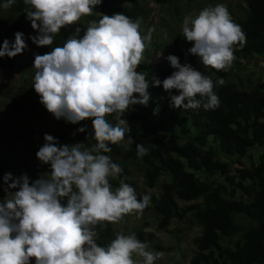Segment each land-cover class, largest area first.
Listing matches in <instances>:
<instances>
[{"label":"clouds","instance_id":"1","mask_svg":"<svg viewBox=\"0 0 264 264\" xmlns=\"http://www.w3.org/2000/svg\"><path fill=\"white\" fill-rule=\"evenodd\" d=\"M15 0H6L10 8ZM26 17L38 35L30 37L37 46H51L55 35L66 26L91 15L102 0H24ZM67 39L63 46L49 53L35 55L34 84L40 102L56 119L77 124L91 119L95 143L58 145V140L45 134V144L36 153L43 164H50L47 178L30 182L27 174L14 178L4 175L6 198L0 202V264H155L161 252L150 251L135 234L117 233L107 245L97 243L96 226L115 223L125 215L140 218L149 206L150 195L138 199L130 184L120 181L113 190L109 177L123 172L105 153L110 145L119 144L130 129L121 117L130 106H147L150 82L137 71L143 53L152 40L153 29L144 35L140 20L133 21L123 13L104 14L90 21ZM183 37L193 46L188 52L200 58L204 66L226 71L235 59L236 46L246 44V33L235 23L225 4L188 14L182 24ZM27 44L22 32L15 33L14 43L3 41L0 58H14ZM176 69L155 86L162 84L170 93V106L175 109L215 110L221 101L214 91L216 84L190 63L181 64L176 55L166 57ZM176 90L178 94H171ZM134 94H139L136 96ZM159 113V107L153 114ZM116 115V123L108 115ZM83 133L85 127L78 129ZM148 153L143 144L136 145L137 157Z\"/></svg>","mask_w":264,"mask_h":264},{"label":"trees","instance_id":"2","mask_svg":"<svg viewBox=\"0 0 264 264\" xmlns=\"http://www.w3.org/2000/svg\"><path fill=\"white\" fill-rule=\"evenodd\" d=\"M163 2L165 0H156ZM246 4V12L234 22L246 33V44L236 46L235 59L226 71H217L204 66L200 58L188 52L177 50L171 55L179 57L181 64L201 65L212 75L215 83L223 79L221 86L216 84L215 93L221 106L215 110L175 109L170 106V93L162 84L155 86L153 78L163 81L176 69L165 57V63L141 61L137 71L143 72L150 82V101L147 106H130L121 117L128 121L130 129L119 144L110 145L112 152L105 153L123 169L118 175L128 180L131 169L128 164L135 162L142 172L148 188H154L164 176L159 195L151 194L146 209L152 210L160 228H168L173 219L183 220L189 214L201 228L193 242L196 251L190 264H264V150L250 164L244 162L249 151L256 147L264 148V81H258L252 88H244L231 79L232 71L242 59L254 55L264 56V0H241ZM6 0H0L4 4ZM24 0H15L9 8L5 24L0 11V48L3 41H15V33L20 32L26 23ZM123 13L133 21L140 19L141 12L136 0L132 4H121V0H102V3L87 15L86 21H78L66 26L55 35L51 46H41L36 54H46L54 47L63 46L69 37L80 28V36L86 31L90 21H98L102 15ZM35 54V55H36ZM35 55L29 57L34 66ZM7 65H13L17 56H5ZM171 94H178L172 90ZM139 96V94H134ZM13 103L19 107L14 97ZM31 112L41 114L38 102L30 98L24 102ZM159 107V113L153 114ZM108 115L110 123L115 121ZM0 122L10 121L0 116ZM67 134H78L84 145L94 144V130L91 119L77 124L63 121ZM160 125V127H159ZM174 127L181 142L170 144L172 135L166 128ZM85 127L81 133L79 128ZM91 130V131H90ZM143 144L148 153L137 157L136 145ZM233 158V159H232ZM26 163L15 158H4L0 162V178L11 173L15 178ZM214 177V179H211ZM4 180V179H3ZM112 186L118 182L109 179ZM145 189L138 199L147 195ZM179 200L186 204L181 205ZM1 202V201H0ZM97 243L107 246L113 240V227L110 223L96 226ZM133 234L141 242L158 250L164 247L154 242V235L142 231ZM31 264H35L33 258Z\"/></svg>","mask_w":264,"mask_h":264},{"label":"rangeland","instance_id":"3","mask_svg":"<svg viewBox=\"0 0 264 264\" xmlns=\"http://www.w3.org/2000/svg\"><path fill=\"white\" fill-rule=\"evenodd\" d=\"M132 1L121 0V4L131 5ZM136 1L139 3L141 12L139 19L141 33L146 35L149 29H153L151 43L147 45L142 61L161 64L165 63L167 55L177 50H188L193 46L182 34V24L186 15H198L202 9L221 3L227 6L233 20L239 19L246 12V4L241 0ZM0 11L6 24L9 8H4L1 4ZM86 20L87 17L83 16L80 21ZM20 32L24 34V40L27 44L25 50L17 55L13 65H7L5 57L0 58V116H4L10 121V123L0 122V162L2 157H7L26 163V167L22 171H17L15 178H21L24 174H27L30 182H34L40 179L41 176L47 178L48 173L51 171V165L43 164L36 155L46 142L44 139L45 134L54 136L59 142L57 146L81 142L77 133L67 134L65 132L63 123L65 119H56L40 102V96L33 87L36 70L29 62V57L35 55L37 49L41 47L33 43L30 38L38 35V32L32 28L31 21L28 19ZM192 66L210 78L213 77L205 67L201 65ZM231 79L248 89L252 88L258 81H264V56L254 55L248 59L240 60L232 71ZM13 97L19 101V107L13 103ZM30 98L37 100L41 114L33 113L25 106L24 102ZM112 120L115 121L112 124H115L117 122L116 116H113ZM166 132L172 135L170 144L181 142L174 127L169 126L166 128ZM83 146L91 147L92 144H83ZM263 150V147L251 149L248 157L243 159L244 162L250 164ZM128 166L131 169V175L128 180L123 181L134 187L137 196L145 189L148 191L147 195L160 194L164 176L156 187L148 188L137 164L130 162ZM109 179L118 182V185L113 186V190L119 187L121 179L118 176L109 177ZM211 179H214V177H211ZM5 187L7 185L0 178L1 202L7 196L4 192ZM179 202L181 205L186 204L182 200H179ZM110 224L113 227V239L117 233L129 235L136 231H142L146 235L153 234L154 242L164 247L163 250H158L147 244L150 251L163 254V258L157 260L155 264H190L196 251L193 238L201 230L191 214L183 220L173 219L171 225L166 229L160 228L156 215L149 209H145L140 218L133 213L125 215L120 221ZM134 258L137 264H141L140 257L134 255Z\"/></svg>","mask_w":264,"mask_h":264}]
</instances>
